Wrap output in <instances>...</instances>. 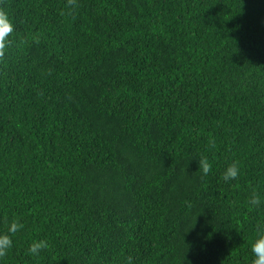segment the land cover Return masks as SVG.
I'll list each match as a JSON object with an SVG mask.
<instances>
[{"label":"trees","instance_id":"obj_1","mask_svg":"<svg viewBox=\"0 0 264 264\" xmlns=\"http://www.w3.org/2000/svg\"><path fill=\"white\" fill-rule=\"evenodd\" d=\"M0 7L15 24L0 59V234L24 225L0 264H252L264 0Z\"/></svg>","mask_w":264,"mask_h":264},{"label":"clouds","instance_id":"obj_2","mask_svg":"<svg viewBox=\"0 0 264 264\" xmlns=\"http://www.w3.org/2000/svg\"><path fill=\"white\" fill-rule=\"evenodd\" d=\"M73 0H69L71 4ZM15 32V24L9 13L0 7V59H3L9 46L11 38ZM211 164L206 158L198 160V170L205 176L211 171ZM241 174L239 164L233 162L223 172L222 179L224 182L236 180ZM261 200L257 195H253L249 200V206L259 207ZM24 228L23 223L18 220H13L7 227V232L0 234V260L6 257L9 251L13 248L15 235ZM48 243L45 240L33 241L29 248L28 254L31 256H39L41 250L48 248ZM250 251L253 256L252 264H264V222H260L256 226L255 238L250 246ZM127 264H134L133 258L129 257Z\"/></svg>","mask_w":264,"mask_h":264}]
</instances>
